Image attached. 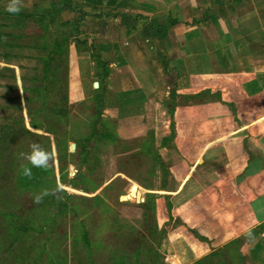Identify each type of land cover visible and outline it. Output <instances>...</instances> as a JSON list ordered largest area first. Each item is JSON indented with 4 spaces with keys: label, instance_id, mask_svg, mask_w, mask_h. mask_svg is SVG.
Listing matches in <instances>:
<instances>
[{
    "label": "rangeland",
    "instance_id": "374dc122",
    "mask_svg": "<svg viewBox=\"0 0 264 264\" xmlns=\"http://www.w3.org/2000/svg\"><path fill=\"white\" fill-rule=\"evenodd\" d=\"M4 7L0 264H264V154L262 185L246 186L254 171L242 167L255 143L244 138L247 155L238 146L225 154L221 140L203 137L207 130L218 135L217 124L193 122V112L203 120L205 104L231 95L179 97L172 88L154 121L147 112L121 116L124 106L117 111L104 84L107 73L100 89L85 91L84 75L74 82L62 72L69 55L61 43L53 47L46 19ZM185 117L192 120L178 122ZM259 127L255 142L264 146V121ZM32 145L49 154L46 168L24 158ZM25 166L30 176L22 175ZM44 190L50 194L37 203Z\"/></svg>",
    "mask_w": 264,
    "mask_h": 264
},
{
    "label": "crops",
    "instance_id": "0c3cea01",
    "mask_svg": "<svg viewBox=\"0 0 264 264\" xmlns=\"http://www.w3.org/2000/svg\"><path fill=\"white\" fill-rule=\"evenodd\" d=\"M11 3L0 0L6 10ZM19 7L46 19L53 47L61 43L69 55V68L62 72L70 81L84 75V90L91 93L100 89L101 74H108L104 84L117 111L124 106L121 116L135 119L147 112L154 121L172 88L179 97L207 91L231 95L232 100L205 104V121L193 112V122L217 124L218 135L207 130L203 137L221 140L218 148L225 154L233 146L246 154L241 145L250 138L254 153L242 170L254 175L245 179L246 186L262 185L264 146L255 139L264 121V0H19ZM247 101L250 109L240 115ZM177 102L181 117L182 101ZM229 106L239 109L237 117Z\"/></svg>",
    "mask_w": 264,
    "mask_h": 264
},
{
    "label": "clouds",
    "instance_id": "9594fccd",
    "mask_svg": "<svg viewBox=\"0 0 264 264\" xmlns=\"http://www.w3.org/2000/svg\"><path fill=\"white\" fill-rule=\"evenodd\" d=\"M7 10L9 12H13V13L18 12L20 10L19 0H13V3H11L8 6ZM24 158L27 159L33 167L46 168L48 166V161L50 159V156H49V154L47 152H45L39 146L32 145L31 146V152L27 153V154H24ZM22 175L30 176L31 175V168L26 167V166L23 167L22 168ZM48 194H50L49 191L48 190H44L40 195H37L35 197V201L37 203H39L40 200L42 199V196L43 195H48Z\"/></svg>",
    "mask_w": 264,
    "mask_h": 264
}]
</instances>
